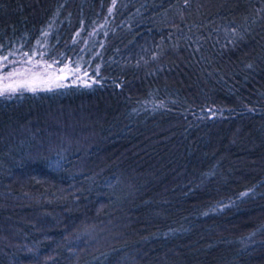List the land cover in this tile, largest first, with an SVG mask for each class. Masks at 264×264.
<instances>
[{"label":"trees","instance_id":"1","mask_svg":"<svg viewBox=\"0 0 264 264\" xmlns=\"http://www.w3.org/2000/svg\"><path fill=\"white\" fill-rule=\"evenodd\" d=\"M34 48L94 81L0 97V264H264V0H0V55ZM78 106L93 139L37 147Z\"/></svg>","mask_w":264,"mask_h":264},{"label":"rangeland","instance_id":"2","mask_svg":"<svg viewBox=\"0 0 264 264\" xmlns=\"http://www.w3.org/2000/svg\"><path fill=\"white\" fill-rule=\"evenodd\" d=\"M84 43H85V40H82V42L79 45L82 46ZM61 53H62V51H59L56 55L51 57L50 62H47V64H52V67L48 69V73L52 76V80L49 81L47 84L41 85L40 88H38V90L49 91L48 90L49 88L51 90H53L56 88H63V87L67 88L71 85L88 87L86 85H90L94 81L92 71H88V70H86L88 73L87 76L83 75L85 70H83V71L81 70L80 73L78 74V76L82 77L83 81H85L86 83L82 82V80L80 78H78L77 75L71 74V72H69L67 69L64 73H60L58 71V69L65 67L66 65H67V68H71V69H74L76 67V66L71 67V65H70L71 63L68 61H64L62 63L61 59L58 58L59 54H61ZM38 60H40V59H38ZM53 60H55L57 62L55 64H53ZM44 62H45V60L43 59V61H41V64L43 65ZM33 71L42 73L44 71V69L41 66V67L34 69ZM60 75H64L66 78L63 80L56 79V77L60 76ZM44 78L47 79V77H44ZM57 85H59V86H57ZM41 89H43V90H41ZM24 91L25 90H18L15 93H7L5 95H0V97L9 96V95L16 94V93H22ZM39 113H40L39 114L40 118L38 116H36L35 113H31V115H30L31 119L30 120L32 121V123L33 124L39 123L40 126H42V127H45L46 125L48 126L50 124L49 127H51V128L53 127V129H54V130H52L53 133H49V132L45 131L46 137H40V139H37L35 141V143H37V147H40L41 141L44 142L43 145L45 147V153H49L55 149H64V150H68V151L71 149L79 150L80 148L85 147L86 141L88 142V140L90 141L91 139H93V134H90L86 129L88 126L87 127L82 126V123H85V121L81 122L79 124L77 123V121H79L80 119L83 120V118H85V116H83L84 115L83 107H81V106H78L76 110H68L67 112H64V113H61L59 108H55V107L51 108V109H43ZM93 124H99V122L95 121ZM171 125H172V123L170 125H166V126L161 127V128H155L152 133L146 135L145 137H148L151 134H156V133H159L162 131H167L168 129H171V127H172ZM26 126H27V124H26ZM25 127L20 126L16 122L12 123V125H10L4 129V136H6L7 134L9 135L11 132H13V133L16 132V134H18V136L22 137V136H24L25 133L27 134V128H25ZM31 137H32V139H35V138H33V136H31ZM169 138H171V136L167 137L166 139H169ZM217 139H218L217 136H213V138H212L213 145H211L212 146L211 149H213V150H215L217 147ZM152 144L155 145V142H153ZM228 175L232 176L231 172H229ZM167 188H169V185L162 187V189H161L162 192L168 191ZM116 208H117V210H121L123 208V206L117 205ZM110 231H113V230H111V227H109V228L101 227L99 232L95 231L94 233H89V238L87 241L90 244H93L95 247H98V246L107 245L108 242L109 243L111 241L113 242L115 239H120V240L122 239V237L119 238V237L115 236L113 240H110L111 239L110 238ZM222 231L223 230H221V229L216 230L215 234L218 232L221 233ZM83 235H86V233H83ZM87 236H88V234H87ZM172 255L177 256L176 253H174ZM136 261H138V260L135 259L130 264H134Z\"/></svg>","mask_w":264,"mask_h":264},{"label":"snow or ice","instance_id":"3","mask_svg":"<svg viewBox=\"0 0 264 264\" xmlns=\"http://www.w3.org/2000/svg\"><path fill=\"white\" fill-rule=\"evenodd\" d=\"M112 9H109V14H111ZM47 36V33H44ZM37 44L40 45L41 42L37 40ZM32 54L29 55L28 52L19 53V49H14L10 52H7L4 55H0V69L7 68L12 66L11 69L5 72L3 75H0V95H5L7 93H15L18 90H25L36 92L41 85L47 84L49 81L52 80V76L48 73V69L52 67V64H41L43 57L46 55L45 52H38L37 49L31 50ZM22 57L20 59H9V57ZM40 56V60H36V56ZM57 61L53 60V64ZM16 65H20V67H16ZM24 65H28V67H24ZM43 67L44 71L41 72H34L33 70L38 67ZM66 69L71 72L73 75H77L81 71V65L76 63V67L74 69L65 67L59 68L58 71L60 73H64ZM99 74L98 69L96 70V75ZM84 76H87L88 73L85 70L83 73ZM44 77H47L45 79ZM66 77L64 75L57 76L56 79L63 80ZM83 81L82 77H79ZM59 86V85H57ZM90 86V85H86ZM43 90V89H41ZM48 90H51L50 88ZM211 111V110H210Z\"/></svg>","mask_w":264,"mask_h":264}]
</instances>
